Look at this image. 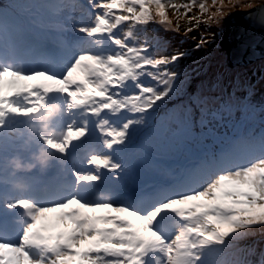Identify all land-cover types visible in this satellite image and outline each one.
Returning a JSON list of instances; mask_svg holds the SVG:
<instances>
[{
	"label": "snow or ice",
	"instance_id": "snow-or-ice-1",
	"mask_svg": "<svg viewBox=\"0 0 264 264\" xmlns=\"http://www.w3.org/2000/svg\"><path fill=\"white\" fill-rule=\"evenodd\" d=\"M197 4L203 15L206 0H89V22L72 25L84 35L59 59L45 47L21 49L13 17L40 8L41 26L54 28L48 13L66 5L16 0L0 10V185L28 193L0 188V264H216L234 242L264 230V133L147 189L124 181L137 129L177 94L173 68L188 55L157 57L140 36L150 23L169 30L166 7L187 15ZM207 43L201 36L196 48ZM10 124L27 125L22 143L3 139ZM52 168L59 181L4 178Z\"/></svg>",
	"mask_w": 264,
	"mask_h": 264
},
{
	"label": "trees",
	"instance_id": "trees-1",
	"mask_svg": "<svg viewBox=\"0 0 264 264\" xmlns=\"http://www.w3.org/2000/svg\"><path fill=\"white\" fill-rule=\"evenodd\" d=\"M1 1L3 2L0 3V10L9 9L11 5L16 3V0ZM69 1L72 6H75L80 1L86 2L89 5V0ZM22 2L35 4H56V0H22ZM43 12L44 10L40 8H33L27 11L15 10L14 12V15L20 19L19 21H17V23L21 24V26H17L16 22L14 21V35H16L17 37H22L23 34L29 36L31 39V42H29V46L31 48H37L39 46L37 44L40 41V38L44 37L49 39V42L52 43L53 46L55 45L57 48H63L64 51L65 47L70 46L73 40H77L79 37L83 36V33H76L69 28L70 35L67 38H64V32L60 29L59 26L54 28L42 27L40 21ZM48 15L54 17L51 12H49ZM190 16L191 18H196V15ZM203 26L205 27V24ZM219 32V28H215L211 29L205 35L208 37L212 35L218 37L217 35L219 34ZM191 34H193V36L185 37L184 40L180 41V45L174 42L171 44L163 43V45L159 44L153 51V53L157 57L170 56L171 53H174L176 51H186L189 53V55L183 57L181 60L189 64H194V62L198 63L195 64L193 68H191L190 77L187 79L186 84L180 86L177 94L174 95L169 101H167L165 105L161 107V109L159 110V114H163L161 115V118L157 117V115L148 122L147 126H140L137 129L136 134L133 137V140L130 143L126 154L127 160H129L134 165V167L127 173L136 180L135 183L129 184L130 188L140 187L147 189L149 186H154L158 183L172 180L184 170L183 166L188 164L192 157L196 155L209 154L214 150H220L217 147L218 145L214 142L217 141V139L210 132V128L212 132L226 131L228 128L227 123L230 119L229 116H226L224 114L216 115L210 117V120L207 121L206 124L202 125L198 123L195 125V127L193 126L194 128L192 127V129H190V124L195 121L193 117L188 116L189 114L184 110H179L178 112L174 113L169 112L168 110V107L171 105V103L179 102L180 100L186 101L179 104L177 107H187L188 102L191 101L189 96H191L192 93L194 94L196 91L203 88L201 87L202 84H205L203 85L205 87L209 83L216 84L217 82V80L214 81V79H212L211 77L204 79V77L209 74L210 70H212V67H208V64L210 63L209 60H207L205 57L200 58L197 55L201 53L200 50L194 49L190 46L192 43H199L200 39L198 35H200V31H196L194 29L193 31H191ZM194 37L195 39H193ZM141 39L142 35L140 36V40ZM220 48L222 49L221 45ZM159 52L161 53V55L157 54ZM224 53H226V51ZM62 55L63 52H61L60 56ZM177 65L181 66L182 64L179 61L174 66L173 70L178 71ZM224 65L231 67L228 63V60ZM197 82H199L200 84L196 85ZM219 82L221 83L220 80ZM189 92L192 93L189 95ZM255 98L262 100L259 94L256 95ZM200 108L201 107H199L198 109ZM207 112L209 113L210 111L208 110ZM247 123L248 121L242 120L241 117L238 120L231 117L230 126L233 128L234 132L230 135L228 133H225L226 136L224 137V139L226 140H223L224 145L227 146L228 142L231 143V140L229 139L231 135H233L234 137L237 135V137H235V140L237 141L239 135L243 134L242 131L248 129ZM196 129H198V132L196 131ZM239 131L241 132L238 133ZM28 135L29 131L26 124H10L9 127L4 130L3 139L9 144L15 145L22 143L23 140L28 137ZM190 143L193 146L188 148L186 144ZM181 145L182 148L180 149ZM141 158L145 159V161L140 162ZM156 165H158L159 168L163 170V175L156 171L159 170V168L155 167ZM25 177L27 179L26 183L29 185H38L49 181L53 182L56 179H61V175L58 174V170L56 168L49 169L46 172L34 171L26 173ZM4 178L8 181L20 180L18 177L12 176H5ZM20 181L23 182L24 180ZM3 187V190L8 195L22 196L28 194L15 191L11 183L0 185V188ZM214 260L216 264H229V262L223 260L221 261L220 258L214 257Z\"/></svg>",
	"mask_w": 264,
	"mask_h": 264
},
{
	"label": "rangeland",
	"instance_id": "rangeland-1",
	"mask_svg": "<svg viewBox=\"0 0 264 264\" xmlns=\"http://www.w3.org/2000/svg\"><path fill=\"white\" fill-rule=\"evenodd\" d=\"M2 2L3 1L0 0V3ZM173 2L182 4L185 3L186 0H173ZM262 2H264V0H231V2L230 0H223V18H221L217 11L218 8H220L219 0H217L215 6H213L212 0H206L207 11L203 13V15L201 14L198 4L192 7L187 15H183V8L180 9L179 13H176L171 7H166V16L168 20L171 21V24L167 25L169 30L165 31L164 27L158 23H150L147 26V30L141 34L142 39L140 42L143 43L146 41L153 51L159 44L163 45V43L171 44L174 42L180 45V41L184 40L185 37L193 36L191 32L185 34L186 29L190 27H193L196 31H200V35H198L199 39L203 36L208 40V43L202 48L197 49V43H192L190 46L201 51V53L197 54L200 58L205 57L210 61L208 67H212V70H210L209 74L205 76L204 79L211 77L214 81L217 80L216 84L209 83L194 94L189 92L188 94L190 95L192 93V95L189 96L191 101L188 102L187 107H177L186 100L173 102L168 107L169 112L174 113L179 110H184L189 114L188 116L193 117L195 121L190 124V129H192L193 126L195 127L198 123L202 125L206 124V122L210 120V117L224 114L229 116L230 119L232 117L238 120L241 117L242 120L248 121V129L242 131L243 134L239 135L238 140L246 137H259L264 133V60L260 59L246 66L229 67L224 65L228 58L219 44L226 28L225 18L228 16V13H232L237 9H248L250 8L249 5L252 7ZM80 6L81 9H84L82 3ZM152 11L153 14H155V7H153ZM190 15H196V19L191 20ZM76 17V14L73 15V18ZM209 17H212V19H209ZM13 18L16 25L21 26L20 23H17L20 19L15 15ZM85 19L87 20L88 17L86 16ZM158 20L159 17H157V21ZM197 20L207 21V24L200 23L199 26L196 27ZM79 23H84V19H77L76 24ZM204 24L205 27L203 26ZM208 25H210V27ZM177 28L178 30H175ZM215 28H219L220 30L217 35L218 37L215 35L210 37L205 35L211 29ZM157 54L161 55L160 52ZM180 62L182 65H177V69L181 74V86H183L190 77L191 68L198 62H194V64H189L182 60H180ZM198 84L200 83L197 82L196 85ZM258 94L262 100L255 98ZM199 107L201 108L198 109ZM208 110L210 111L209 113L207 112ZM161 115L163 114H159L158 112L154 114V117L157 116L161 118ZM230 119L228 120V128L226 131L212 132L210 128V132L217 139V141L214 142L218 145L217 147L220 150L226 146L223 141L226 140L224 139L226 136L225 133L230 135L234 132L233 128L230 126ZM196 131L198 132V129H196ZM240 132L241 131L238 133ZM235 137H237V135ZM235 137L233 135L229 137L231 143L236 141ZM231 143L228 142L227 146L229 147ZM17 177L23 180L25 175L21 174ZM126 183L128 187L129 184H131L130 182ZM2 189H4V187ZM215 258H220L221 261L229 262V264H264V230L257 229L250 232L243 239L234 242L232 246Z\"/></svg>",
	"mask_w": 264,
	"mask_h": 264
},
{
	"label": "water",
	"instance_id": "water-1",
	"mask_svg": "<svg viewBox=\"0 0 264 264\" xmlns=\"http://www.w3.org/2000/svg\"><path fill=\"white\" fill-rule=\"evenodd\" d=\"M225 21L220 45L230 66H246L264 58V2L237 9Z\"/></svg>",
	"mask_w": 264,
	"mask_h": 264
},
{
	"label": "bare ground",
	"instance_id": "bare-ground-1",
	"mask_svg": "<svg viewBox=\"0 0 264 264\" xmlns=\"http://www.w3.org/2000/svg\"><path fill=\"white\" fill-rule=\"evenodd\" d=\"M53 2H54V1H53ZM56 2H58V0H56ZM64 2H65V4H63V5H66V6L63 7V9L66 10V9L68 8L69 4L66 3V2H67L66 0L63 1L62 3H64ZM75 42H76V40H73V41L71 42L70 46L74 45ZM53 51H54V53H53V54H54V57L57 58V59H59V58L61 57V56H60L61 52H63V48H57V47L54 45V46H53ZM203 85H205V84H202L201 87H204Z\"/></svg>",
	"mask_w": 264,
	"mask_h": 264
},
{
	"label": "clouds",
	"instance_id": "clouds-1",
	"mask_svg": "<svg viewBox=\"0 0 264 264\" xmlns=\"http://www.w3.org/2000/svg\"><path fill=\"white\" fill-rule=\"evenodd\" d=\"M263 59H264V58H263ZM43 131L47 132V129L44 128ZM48 134H49V135H55V133H51V132H48ZM19 166H20V165H19V162H16V167H19ZM27 167L30 168V167H32V165H28Z\"/></svg>",
	"mask_w": 264,
	"mask_h": 264
}]
</instances>
